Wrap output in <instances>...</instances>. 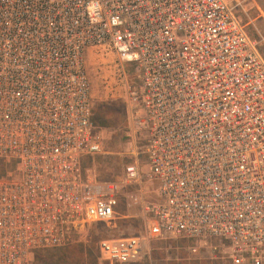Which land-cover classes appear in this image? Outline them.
Instances as JSON below:
<instances>
[{
  "label": "built area",
  "instance_id": "2783aa9c",
  "mask_svg": "<svg viewBox=\"0 0 264 264\" xmlns=\"http://www.w3.org/2000/svg\"><path fill=\"white\" fill-rule=\"evenodd\" d=\"M238 4L0 0V264L134 207L139 233L98 241L106 264L153 241L190 263L264 264V54ZM90 53L124 102L114 131L94 121ZM106 153L121 164L102 176Z\"/></svg>",
  "mask_w": 264,
  "mask_h": 264
},
{
  "label": "rangeland",
  "instance_id": "374dc122",
  "mask_svg": "<svg viewBox=\"0 0 264 264\" xmlns=\"http://www.w3.org/2000/svg\"><path fill=\"white\" fill-rule=\"evenodd\" d=\"M227 1L233 4L239 3L237 12L242 16L249 33L259 40L261 51L264 54V0ZM90 54L87 58V69L91 77L95 100L94 121L109 131H114L124 123L126 113L124 102L106 93L101 75L105 69L103 62L107 59L99 53ZM100 67H103L101 72ZM108 130L105 133L106 136L109 135ZM119 141V135L116 133L106 143V150L117 151ZM97 164L98 172L105 176L117 171L121 162L115 154L106 153L97 158ZM122 212H126L129 216L119 220L117 226L94 224L88 231L86 239L65 247L41 250L35 255L32 264H106L100 260L98 252V241L102 237L137 234L142 229V219L138 216L139 210L136 207L130 208L129 211L122 209ZM173 246L174 244L153 241L147 246L142 259L129 264H196L190 263L183 250Z\"/></svg>",
  "mask_w": 264,
  "mask_h": 264
},
{
  "label": "trees",
  "instance_id": "16d2710c",
  "mask_svg": "<svg viewBox=\"0 0 264 264\" xmlns=\"http://www.w3.org/2000/svg\"><path fill=\"white\" fill-rule=\"evenodd\" d=\"M0 169H1V170H3V168H2V167H0ZM39 252H41V251H39ZM37 256H38V255H37Z\"/></svg>",
  "mask_w": 264,
  "mask_h": 264
},
{
  "label": "crops",
  "instance_id": "0c3cea01",
  "mask_svg": "<svg viewBox=\"0 0 264 264\" xmlns=\"http://www.w3.org/2000/svg\"><path fill=\"white\" fill-rule=\"evenodd\" d=\"M165 244H168V243H166V242H164Z\"/></svg>",
  "mask_w": 264,
  "mask_h": 264
}]
</instances>
